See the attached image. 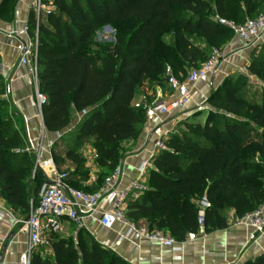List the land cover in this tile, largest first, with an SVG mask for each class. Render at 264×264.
Returning <instances> with one entry per match:
<instances>
[{"label": "trees", "instance_id": "obj_1", "mask_svg": "<svg viewBox=\"0 0 264 264\" xmlns=\"http://www.w3.org/2000/svg\"><path fill=\"white\" fill-rule=\"evenodd\" d=\"M43 1L54 8L39 22L31 9L27 26L30 33L38 31V88L47 97L43 124L61 133L51 156L57 170L61 156L81 165L84 159L71 143L79 147L91 142L99 173L82 191L95 192L146 123V110L132 105L138 89L145 82L148 89L167 82V67L176 77H185L203 63L207 52L233 37L221 19L242 23L254 18L264 0ZM15 2L2 0L0 14ZM104 26L115 34L112 42L101 44L94 35ZM246 68L263 83L258 102H247L245 87L225 77L207 99L213 109L205 112L204 120H183L182 129L162 140L163 147L151 159L146 189L127 199V218H144L149 230L183 241L200 228L198 205L203 198L208 203L203 212L206 232L225 229L230 219L264 202V43L253 50ZM4 90L0 78V95ZM249 123L262 130L260 138L247 135ZM66 138L67 146L56 152ZM24 144L11 120L0 118V197L26 214V174L33 172L30 193L37 200L45 176L39 168L34 171ZM86 180L79 171L66 173L65 182L74 188ZM48 241L52 257L34 251L30 264H126L83 228L76 232V243L72 236L56 234ZM243 264H264V256Z\"/></svg>", "mask_w": 264, "mask_h": 264}, {"label": "crops", "instance_id": "obj_2", "mask_svg": "<svg viewBox=\"0 0 264 264\" xmlns=\"http://www.w3.org/2000/svg\"><path fill=\"white\" fill-rule=\"evenodd\" d=\"M1 2L2 0L0 4ZM32 2L33 0H16L11 8H7L8 11H5L3 15L0 14V78L5 83V90L0 96L8 108L9 119L26 146L25 122H27L29 135L41 136L42 146L45 148L41 158L45 159L48 156L47 150H51L57 141V132L48 131L45 127L42 132L44 124L42 118L38 116L33 77L29 74L28 66L19 64L23 39L20 36H8L4 32L13 27L19 28L27 22ZM263 42L264 36L258 44ZM257 45H246L240 39L231 37L218 49L222 59L215 72L192 86L190 99L183 108L171 112L168 117L161 120L146 121L138 138L127 144L129 152L120 161L122 177L118 184L119 189H125L138 178L142 162L150 160L157 151L155 147L157 140H164L169 133L176 131L179 122L194 117L198 107L207 101L212 89L216 88L226 76L245 70ZM157 88L158 86L156 90ZM155 92L156 103L170 95V93L164 95L161 90ZM132 105L138 107L139 103L134 101ZM41 171L46 177L48 170ZM96 173H99V168L94 166L88 179L83 182L84 185L94 183ZM147 175L148 172L145 180ZM0 202L3 207L0 209V264H20L18 259L27 248L28 235L19 224H13V219H25L29 210L26 214L21 209L13 210L1 197ZM31 203L33 198L30 196L29 208ZM105 206L106 204L102 203V207ZM134 222L139 227L149 229L148 221L144 218ZM73 224L75 225L70 220H64L62 229L56 235L69 239L75 231ZM84 230L97 243L117 255L126 264H243L264 252V233L255 241H249V227L243 223H236L235 219H230L227 227L222 230L206 232L204 226H200L197 232L189 233L183 241H176L172 247H164L135 235L119 242L117 234L124 230L121 224H116L113 229L107 230L101 228L96 222L88 221L87 228ZM35 252H39L42 258H50L53 255L49 246L40 245Z\"/></svg>", "mask_w": 264, "mask_h": 264}, {"label": "built area", "instance_id": "obj_3", "mask_svg": "<svg viewBox=\"0 0 264 264\" xmlns=\"http://www.w3.org/2000/svg\"><path fill=\"white\" fill-rule=\"evenodd\" d=\"M54 6L50 2L43 0H33L32 9L36 21L39 22L42 15L52 10ZM220 23L228 27L233 37L240 39L246 45H257L264 36V1L260 13L254 18H247L242 23H236L231 20L221 19ZM110 26H104L101 31H97L98 39L108 41L113 36ZM8 36H20L23 39L21 46V55L19 64L28 66L29 74L34 81V96L38 108V116L42 118V106L46 103L47 97L39 91L37 78V55H38V31L33 33L28 30L27 22L23 26L4 31ZM221 55L216 53L199 67L190 69L186 76L178 78L172 74L169 67L166 68L167 84L170 89L168 98L157 102L153 101L146 109V121L151 122L155 119L161 120L168 117L171 112L183 108L190 99V90L199 80L215 72L221 61ZM26 138L27 146L25 151L32 155L34 159V171L36 168L47 169L45 178L52 182L47 186L42 195H39L37 202L31 203L27 217L23 220L13 219V224H19L21 229L27 232V248L20 254V264H30L31 255L41 244H48L49 237L55 235L62 229L64 220H70L76 225L73 238L76 243L77 230L87 228V222H96L101 228L111 230L116 224H121L123 231L117 234L119 242L128 240L132 235L138 238L156 242L164 247H172L176 240L158 230H149L139 227L134 221L126 217V207L128 198H136L146 189L144 185L145 176L151 167V159L144 160L139 167V176L133 180L125 189H119L118 184L122 177L121 163L108 175L101 187L95 192H85L80 189L69 186L65 182L66 173L57 171L51 150L48 149V156L41 158L45 148L42 146L41 136L34 137L29 135L27 122ZM44 126L42 125V132ZM61 136L57 132V139ZM156 149L163 147L162 139L155 142ZM156 153V152H155ZM154 153V154H155ZM153 154V155H154ZM102 203L106 204L102 207ZM208 206L205 198L198 205L199 217L197 223L203 226V212ZM3 208L0 202V209ZM236 223H243L249 227V241H255L264 233V202L257 208L246 213L241 218L235 219Z\"/></svg>", "mask_w": 264, "mask_h": 264}, {"label": "rangeland", "instance_id": "obj_4", "mask_svg": "<svg viewBox=\"0 0 264 264\" xmlns=\"http://www.w3.org/2000/svg\"><path fill=\"white\" fill-rule=\"evenodd\" d=\"M101 30L102 29H100L99 31H101ZM110 34L112 36H114L115 31L112 29ZM225 36H227V33L224 34V38H225ZM94 39H95L96 42L101 43V44L103 42H112L113 41L112 38H110L108 41L103 40V39H98L97 34L94 35ZM263 43H261V44H263ZM261 44H258L255 48H258ZM202 48L205 49V47H202ZM218 49H219V47L212 48L209 52H207L206 56L202 59V62L208 60L212 55L218 53L219 52ZM230 79L232 81H234V82H239L240 83V87L241 86L245 87V89H246L245 97L247 99V102L252 100V99H255L258 102L259 93H260V90H261V88L263 86V83L258 78H256L255 76L251 75L248 72L247 68H245V70L242 71V72H233V73H231L230 74ZM223 80L219 83L218 86H220L222 84ZM146 85L147 84L145 82L144 85H142L138 89V93H137L136 97L134 98L135 99L134 101L137 104L138 103L141 104V106H142V108L144 110H146L147 107L149 106V104H151L155 100V96H156L155 95L156 94L155 91L158 90V92H159V90H161L164 93V95L169 94L168 84L164 80H162V82L158 85L157 90H156V87H154L153 89H148ZM214 89H212V90H214ZM2 102H3V100H2V98L0 96V118L5 123L7 121V119H9V115H8V108H7L6 104H5V102H3V104H2ZM198 108L199 109L197 110L196 115H194V117H190V119L192 118V120H197V121H201V122L205 118V115H206L205 112H207L210 109H213L208 104L207 101L203 105H200ZM236 118L239 119V120L247 121L245 116H236ZM181 123L182 122H179L177 124L176 131H179L180 129L183 128ZM245 128H246V133H247V135L249 137H251V138H255V137L260 138L262 130L260 128H258L256 125H254L253 123H249V124L246 125ZM66 140H68V138L64 139L61 143H58V145L55 147V151L56 152L57 151L59 152V151L63 150V148H65L67 146V144H66L67 141ZM71 144H72L71 147H73V150H76L77 153L82 156V158L84 159V163L81 164V165H76V164H73L70 161L64 159L61 156L60 157V161H59L60 164H61V167L57 171L67 173L68 176L70 174H73V173H76V172L79 171V173L82 174L84 179H88V177H89L88 175H89L90 171L92 170V167L96 166L95 157H94V149L92 147V144H91V142H87L85 144L80 145L79 147L77 145H73L74 143H71ZM24 147L26 148V144H24ZM74 147H75V149H74ZM25 148H23V149H25ZM23 149H19V150L21 152H23ZM93 163H94V166H92ZM32 174H33V172H29V173L26 174L25 182H26V186H27L26 189H27L29 195L33 198V203H35L37 201V199H35L30 193L31 192V187H32V181H31ZM97 175H98V173H96L95 180L97 179ZM76 186L79 189H81V190H84L87 187V185H84V183H82V184L80 183L79 185H76ZM88 186H90V184H88ZM72 237H73V235H72ZM41 245L44 246V247H48L49 246L48 244H45V243L41 244ZM262 256H264V252L260 253L257 256H254L252 259H255L256 257H262Z\"/></svg>", "mask_w": 264, "mask_h": 264}, {"label": "water", "instance_id": "obj_5", "mask_svg": "<svg viewBox=\"0 0 264 264\" xmlns=\"http://www.w3.org/2000/svg\"><path fill=\"white\" fill-rule=\"evenodd\" d=\"M51 184H52V182L50 180H48L47 178H45L44 179V182L42 183V185H41V187L39 189L38 194L39 195H42L43 192L45 191L46 187L49 186V185H51Z\"/></svg>", "mask_w": 264, "mask_h": 264}]
</instances>
